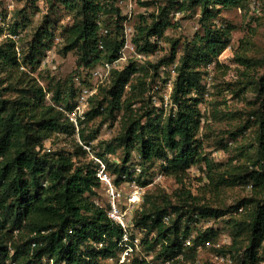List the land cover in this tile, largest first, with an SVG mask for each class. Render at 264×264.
Returning <instances> with one entry per match:
<instances>
[{"label":"rangeland","instance_id":"obj_1","mask_svg":"<svg viewBox=\"0 0 264 264\" xmlns=\"http://www.w3.org/2000/svg\"><path fill=\"white\" fill-rule=\"evenodd\" d=\"M103 2L113 3L120 9L121 16H101L100 34L110 39L117 38L122 47L114 62L103 61L87 68L81 66L77 51L65 50L64 31L72 25L74 13H69L57 0H0V46L7 40L14 42L19 64L13 66L0 60V91H3L5 98L18 99L23 97L19 89L24 82L27 83L26 87L34 89L28 96L30 107L27 108V113L32 111L31 114L38 118L48 111L49 106L64 108L67 104L74 105L73 109L64 111L66 115L70 111L74 112L78 105L81 106V91L84 88L94 89L96 92L90 97L85 119L75 117L78 124L69 119L75 129L63 119L68 128L50 133L44 140L43 148L49 153H67L74 159L76 166L90 161L97 163L95 156L107 159L111 165H121L130 151L129 163L140 165L142 172H137L138 182L128 181L118 186L125 193L123 203L128 201L126 195L133 192L136 186L142 188V199L133 210V215L137 213L139 216L143 211L151 212L156 207H164L170 203L181 206L182 200L188 196L183 194L186 191L190 192L192 198H196L194 205H210L226 211L219 218H201L199 221L185 219L181 222L178 234L169 233V239L181 245L184 253L190 252V248L184 247V242L188 238L192 239L197 251L195 262L187 261L186 255L184 259L176 255L158 257L166 239L162 238L159 240L161 245L151 251L147 249V245L145 248L142 246L135 256V264H168V259L170 264H242L247 239L245 232L238 229L237 222L247 212L246 209L237 211L235 205L251 195L252 181L249 179V184L236 182L235 185L231 178L237 175L239 178L246 175L250 178L253 168L249 157L255 152L252 146L255 136L249 130L235 140L231 137V132H238L244 125L250 103L256 100L252 89L245 87L247 78L260 76L264 72V0H243L238 6L218 7L215 18L203 17L202 5L198 4L193 10H180L179 4L184 0H179L168 16L172 26L166 29L164 38L149 53L139 52L134 45L136 27L141 25L143 16L151 23V15L157 17L162 8L168 7V0ZM203 21L209 24L215 21L213 28L217 33L224 34L223 40L229 35L231 38L219 55L218 66L213 64L210 87L206 86L205 80L201 82L204 102L201 107L203 122L199 139L216 166L212 180L206 175L205 166L200 165L192 167L184 184L179 185L174 177L161 174L160 161L141 164L138 148H133L132 142L127 147V133L131 124L153 105L163 106L160 102L166 94L171 95L181 59L187 53L197 56L199 72L206 70L201 54L203 42L200 40L205 35ZM42 29H46L44 47L36 46L38 53L35 54L33 49L37 43L36 35ZM176 40L178 42L174 51L172 44ZM33 55L37 56L34 64L31 63ZM239 56L244 59L243 64L237 61ZM171 58L175 60L170 62ZM131 64L139 67L138 71L132 75L125 88L121 107L114 109L109 99L116 73ZM233 89L241 92L240 95L233 93ZM191 95L196 97L197 92L193 91ZM58 98L61 100H57ZM99 104L103 106V114L95 115L94 111ZM171 106L163 107L168 112ZM165 117V114L161 116L158 123L162 124ZM230 172L234 175L229 174ZM113 178L116 176L113 175ZM94 192L89 198L106 208L109 202L106 185L101 183ZM192 202L190 200L185 205H191ZM189 206L185 209L188 210ZM187 227L190 231L185 234ZM239 231L240 236L237 235ZM205 232L208 233L207 237H203ZM132 233L151 241L157 237L155 233L148 234L137 227ZM29 237V229L23 228L15 232L13 240L19 244ZM42 264L55 262L45 257ZM105 264L113 262L109 260ZM255 264H264V256Z\"/></svg>","mask_w":264,"mask_h":264},{"label":"trees","instance_id":"obj_2","mask_svg":"<svg viewBox=\"0 0 264 264\" xmlns=\"http://www.w3.org/2000/svg\"><path fill=\"white\" fill-rule=\"evenodd\" d=\"M242 1L184 0L185 4H179V9L193 10L195 5H202L203 17L215 18L216 8L238 6ZM57 2L69 13H74L72 25L64 31L65 50L77 51L81 66L89 68L103 61L112 63L118 59L122 43L115 37L110 39L100 34L101 16H121L118 7L103 0ZM168 2V7L162 8L157 17L151 15V23L143 16L141 25L136 27L133 43L139 52L154 51L157 42L164 38L166 29L172 26L168 16L179 0ZM214 24L215 21L212 24L203 21L205 35L200 37L206 70L199 72L197 56L187 53L181 59L178 77L171 93L173 105L170 110L166 112L163 106L153 105L147 113L131 124L127 133V147L132 142V147L138 148L141 164L160 161L161 174L174 177L179 185L184 184L192 167L200 165L205 166L206 175L212 180L216 166L199 139L203 122L201 107L204 102L201 82L205 80L207 84L211 73L209 66L212 63L218 66L219 55L228 46L231 38L229 35L224 41V34L217 33L213 28ZM45 32L46 29H42L36 35L37 43L33 49L35 54L38 53L36 46L44 47ZM177 42L178 40L172 44L174 51ZM36 59L37 56L33 55L31 63L34 64ZM0 60L19 66L15 44L11 40L0 46ZM174 60L171 58L170 62ZM237 61L241 64L245 62L241 56L237 57ZM138 68L131 64L116 73L109 99L114 109L121 107L125 88ZM25 76L26 79L27 75ZM27 85L24 82L19 89L23 97L18 99L5 98L3 91H0V264H42L45 257L53 260L55 264L108 263L110 258L119 257V241L124 230L108 217L105 207L89 198L101 184L97 177V163L90 161L76 166L74 159L67 153H49L43 148L44 140L50 133L68 128L63 119L75 129L64 112L73 109L74 105L67 104L64 108L58 107L59 109L49 106L46 113L36 118L31 114L32 111L27 113V108L30 107L28 96L34 91L26 87ZM206 86L204 85V91L207 90ZM245 87L252 89L256 100L250 103L244 125L238 132L232 131L231 137L236 140L244 132L253 131L255 138L252 146L255 152L249 157L253 171L250 178L248 175L242 178L237 175L231 180L235 185L236 182L247 184L249 179L252 181L251 195L241 199L235 209H246L247 212L237 222L238 229L245 232L247 239L242 264H255L264 256V72L260 76L247 78ZM6 90L4 87L5 92ZM193 91L197 92L196 97L191 95ZM232 92L236 95L241 93L235 89ZM102 108L99 104L94 114H103ZM164 114V122L159 124L160 117ZM78 147L83 149L80 145ZM104 161L110 173L116 176V184L121 183L124 174L130 180L138 182L137 172H142V167L129 163L130 151L121 165H111L107 159ZM229 174L234 175L231 172ZM183 194L188 196L182 200L181 206L170 203L164 207H156L151 212L143 211L139 216L136 213L133 217L135 228H141L148 234L155 233L157 236L152 241L147 237L143 238L144 248L147 245V249L151 251L161 245L159 240L166 238L158 257L178 256L182 252L181 245H177L168 236L170 232L174 235L180 232L183 220L199 221L201 218H219L226 214L225 210L210 205H194L196 198H192L189 191ZM190 200L193 201L191 205H185ZM187 206L188 210L185 209ZM167 215L171 216V225L164 221ZM23 228L29 229L30 237L18 244L13 240L14 234ZM189 231L187 227L185 234ZM237 235L240 236V231ZM207 236L208 233L205 232L203 237ZM154 240L156 241L153 242ZM99 244L103 246L99 247ZM186 256L187 261L195 262L196 249L191 248Z\"/></svg>","mask_w":264,"mask_h":264},{"label":"built area","instance_id":"obj_3","mask_svg":"<svg viewBox=\"0 0 264 264\" xmlns=\"http://www.w3.org/2000/svg\"><path fill=\"white\" fill-rule=\"evenodd\" d=\"M212 63L209 66V70L212 72ZM212 80V73L208 76L207 80V87L209 88L211 85ZM94 89L90 88H84L79 97V103L81 104L76 107V110L74 112L70 111L68 113V117L71 121H73L75 124H78L77 117L80 116L81 118L85 119V111L88 106L90 97L95 94ZM163 106L169 107V105L172 104L171 95L166 94L160 102ZM82 108V109H80ZM79 112V113H78ZM76 117V118H75ZM80 121V120H79ZM94 159L97 162L98 168H97V177L99 178L100 182L104 185H106V190L108 192V206L106 207L107 215L110 217L111 220H113L115 223L119 224L123 230L124 235L122 239L119 241V247H120V254L118 258H110L109 260L113 262V264H135V256L141 251L142 248V239L140 237V234H133V230L135 228L134 226V215L133 210L136 208L137 204L141 202L142 199V192L141 187L135 188V190L131 193H128L126 195L127 202H122L124 191L116 184L115 179L113 178V175L110 173L107 163L104 161L103 158L100 157H94ZM133 182L135 183L136 180H130L128 178L127 174L122 175V181L121 183L125 182ZM120 183V184H121ZM171 220V216L167 215L164 218L165 223L169 224ZM141 231V230H140ZM142 233V232H141ZM103 244H99V247H102ZM200 246V245H199ZM198 246V247H199ZM184 247L188 248H195L194 243L192 239L188 238L184 242ZM197 247V248H198ZM186 253L182 252L178 255L180 259L185 258ZM148 257H146V260ZM168 264H170V259L166 261ZM157 264H163V263H157Z\"/></svg>","mask_w":264,"mask_h":264}]
</instances>
